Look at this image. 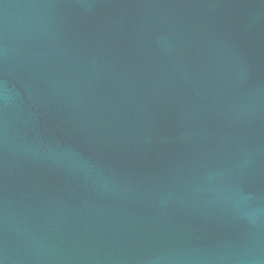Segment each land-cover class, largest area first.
<instances>
[{
    "label": "water",
    "instance_id": "water-1",
    "mask_svg": "<svg viewBox=\"0 0 264 264\" xmlns=\"http://www.w3.org/2000/svg\"><path fill=\"white\" fill-rule=\"evenodd\" d=\"M0 264H264V0H0Z\"/></svg>",
    "mask_w": 264,
    "mask_h": 264
}]
</instances>
